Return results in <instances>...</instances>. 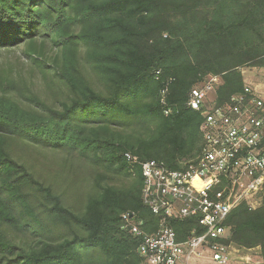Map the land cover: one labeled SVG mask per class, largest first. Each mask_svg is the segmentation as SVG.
I'll return each mask as SVG.
<instances>
[{
  "label": "trees",
  "instance_id": "16d2710c",
  "mask_svg": "<svg viewBox=\"0 0 264 264\" xmlns=\"http://www.w3.org/2000/svg\"><path fill=\"white\" fill-rule=\"evenodd\" d=\"M15 49L28 67L0 61V264H141L123 215L146 233L158 219L124 153L175 165L197 152L188 92L219 75L222 103L243 91L242 66L264 67V0H0V57ZM21 151L99 170L87 185L69 160L43 175ZM192 223L172 227L182 238ZM225 223V242L258 247L264 264V193Z\"/></svg>",
  "mask_w": 264,
  "mask_h": 264
},
{
  "label": "built area",
  "instance_id": "2783aa9c",
  "mask_svg": "<svg viewBox=\"0 0 264 264\" xmlns=\"http://www.w3.org/2000/svg\"><path fill=\"white\" fill-rule=\"evenodd\" d=\"M157 71L156 75L159 76ZM170 80H168L169 82ZM167 82V83H168ZM219 75L208 74L187 95L186 106L199 111L200 146L189 157L169 165L163 160H137L124 153L129 163L140 166L142 199L158 219L152 233L144 232L123 215L125 226L140 239L141 264H256L239 252L249 251L225 241L229 213L245 204L260 205L264 193V99L244 86L227 101L217 103ZM163 87L161 104L169 115ZM192 220L179 238L173 220ZM258 264V263H257Z\"/></svg>",
  "mask_w": 264,
  "mask_h": 264
},
{
  "label": "rangeland",
  "instance_id": "374dc122",
  "mask_svg": "<svg viewBox=\"0 0 264 264\" xmlns=\"http://www.w3.org/2000/svg\"><path fill=\"white\" fill-rule=\"evenodd\" d=\"M0 61L2 63H16L17 65L23 66L25 69L28 67L25 64L26 60L21 58L20 49H15L12 52L3 54L0 57ZM240 71L242 73L244 85L256 90L264 99V67L244 65L240 68ZM21 152H18L21 157L25 159L28 158V162L32 163L35 169L43 175H52L56 173L58 169L57 166L62 164L63 161L69 160L68 164L75 169V175L82 176L84 181L88 180L85 185L91 183L92 177L95 175L96 171L99 170L92 160L88 158L80 159L74 154L69 156L67 154H55L48 151ZM111 174L113 175L114 183L120 186L126 184L130 180L129 177L125 178L122 173ZM239 253L249 256L252 263L257 262L263 264L259 257L258 247L252 248L249 251L241 250Z\"/></svg>",
  "mask_w": 264,
  "mask_h": 264
}]
</instances>
